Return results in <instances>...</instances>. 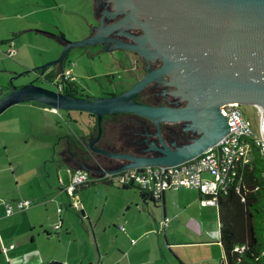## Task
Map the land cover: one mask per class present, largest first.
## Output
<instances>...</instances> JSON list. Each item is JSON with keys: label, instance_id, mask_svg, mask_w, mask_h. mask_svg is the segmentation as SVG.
<instances>
[{"label": "water", "instance_id": "95a60500", "mask_svg": "<svg viewBox=\"0 0 264 264\" xmlns=\"http://www.w3.org/2000/svg\"><path fill=\"white\" fill-rule=\"evenodd\" d=\"M112 1L114 15L125 16L122 21L107 27L102 22L96 34L90 27V36L84 40L64 39V50L57 60L15 74L12 81L39 71L43 76L50 67H59L63 73L73 48L106 42L140 53L144 48L145 58L156 55L162 64L149 70L126 92L99 99L66 95L56 85L55 90H50L35 82L14 87L0 100V115L12 106L38 102L56 111H79L96 116L98 134L89 142V148L124 163L112 172L146 166H177L194 160L229 133L227 118L220 110L227 104L249 106L255 129L264 139V0ZM92 2L93 16L98 19L95 0ZM154 28L158 29L156 34ZM134 29H141L145 36L131 37ZM115 31L138 42L109 39ZM167 88H175L173 97L182 107L154 106L135 100L146 89L145 98L151 103L158 101L163 95L162 89ZM112 114L146 118H118L107 125L105 139L115 144L120 138L122 142L116 144L117 149L144 151L146 156L110 152L96 146L103 136V117ZM176 123L177 130L167 128L164 136L162 124ZM145 133L152 135L151 146L143 150L135 141L143 140Z\"/></svg>", "mask_w": 264, "mask_h": 264}, {"label": "rangeland", "instance_id": "374dc122", "mask_svg": "<svg viewBox=\"0 0 264 264\" xmlns=\"http://www.w3.org/2000/svg\"><path fill=\"white\" fill-rule=\"evenodd\" d=\"M9 1L10 9L8 10L4 7L6 3L9 4ZM55 1L60 4L58 9L59 11L61 9V12L49 10L53 5V0H0V22L8 14L40 10L27 22L35 21L34 25L53 32L56 31L54 27L60 25L68 30L67 40L78 41L75 40L73 29L84 22L86 18L84 14L91 23L93 22L91 0ZM45 33H49V31ZM31 34L37 37L34 33ZM33 43L38 44V48L26 55L33 57L37 53L40 61L37 66L28 70L40 68L57 60L64 50V46L60 47L58 41L44 39V37H38V41ZM45 47L48 50L55 49L54 57L56 58L47 60L50 55L43 50ZM5 58V63L11 68L10 72L22 74L28 71L21 72L23 67L19 65L16 57L13 59L5 56ZM116 60L115 56L113 57L99 47H75L70 51L64 68L66 71L71 69L75 81L87 97L99 99L118 96L136 84V79L131 73V65L127 63L121 65ZM3 69L4 63L0 62V70L3 71ZM14 75L0 73V85L10 86L11 91L14 87L19 88L35 81L36 85L40 87L56 89L55 84L46 81L45 78L38 80V75L35 73L23 75L12 81ZM28 104L30 103L12 106L3 113L6 115L2 114L4 118H10L11 121L7 124V132L4 135L7 149L0 140V163L8 169L5 172L8 185L0 188V196L4 195L3 198H0V202L15 205L16 202L29 200L33 206H37L36 211L31 215V221L17 216L24 212H16L13 214L14 216L11 215L10 221L7 223L9 227L4 230L3 235L10 232V250H18V260L15 264L33 258L37 264H40L38 261L48 264L53 259L63 262L70 260L73 264H83L85 261H91L92 264H135L141 256H130L124 250L128 245L148 247L153 249L147 250L148 252H157L159 256L152 258V264H206L201 261L207 257V253L215 250L214 248L190 246V248L177 249L176 251L180 254L182 251L188 254L187 257L183 256L185 260H181L175 250L170 247V244L177 240L173 238H170L169 241L167 238L165 240L161 234L148 235L141 240L138 234L130 232L128 220H131L132 223L137 221L142 230L146 223V217L137 213L136 206H133V209L129 211L126 203H123L129 193L133 198H137L140 193L138 188L125 191L123 186L117 182L109 183L100 180L92 183L87 189L80 188L81 194L93 191L97 189L96 187L99 188L94 194L86 196L87 211L92 217L94 229L89 223L88 215L83 216L82 210L76 211L66 205L70 203V199L65 193L53 199L52 202L50 200L49 204H42L44 191L46 192L49 186L57 188L58 191V188L61 187L59 179L63 176L66 180L64 174L69 175L61 159V152L66 147L67 141L73 142L80 137L88 136L93 121L88 113L61 110L54 112L55 114H45L46 112L40 113L33 105ZM242 109L248 119L253 121L251 108L242 106ZM101 160L108 166L112 165L108 159L101 158ZM61 170L63 173L59 174ZM207 177L209 176L207 175ZM91 178L95 181L97 177L92 175ZM110 187L118 188V190H112ZM81 201L86 206L84 196ZM161 207L160 204L158 208ZM58 209L62 213H59ZM156 214L160 219L163 217L162 211H156ZM60 216L63 219L62 223H60ZM41 222L43 224H40ZM2 225L0 224V229H2ZM58 225H60L59 228H57ZM122 226L125 227L127 233L121 231ZM180 241L198 242L201 240L196 238L193 240L181 239ZM96 246L100 250H96ZM161 248L166 249L163 257H161ZM220 261L222 262V260Z\"/></svg>", "mask_w": 264, "mask_h": 264}, {"label": "crops", "instance_id": "0c3cea01", "mask_svg": "<svg viewBox=\"0 0 264 264\" xmlns=\"http://www.w3.org/2000/svg\"><path fill=\"white\" fill-rule=\"evenodd\" d=\"M53 5L50 6L51 11H59V7L60 4L58 3V1L56 2L55 0H53ZM7 5V6H6ZM5 7L6 9H10V1L9 4L6 3ZM93 2L91 0V16H92V20L94 19L93 16ZM38 12H40V10H29L27 12H24L22 14L19 13H15V14H8L6 17H4V19L0 22V62L4 63V69L3 71L0 70V73H5V74H10L12 73V75L17 74L14 71L10 72V69L7 64L5 63V56L10 58L8 56V52L11 48H13L14 50H16V53L14 55V57H12L13 59L16 57L17 58V62L19 63V65L21 67H23V70L21 72H24L25 70H28L34 66H37L38 62L40 61L37 57V53H35V55L33 57L26 55L28 52H33V49L38 48V44L33 43L34 41H38V37H44V39H52L55 41H58L60 43V47L64 46L65 44V40L67 38V31L64 28H62L60 25H56V27H54L56 29L55 32L51 31V30H47L44 29L43 27L34 25L35 21L32 22H27V20L34 16L35 14H37ZM61 12V9L60 11ZM84 16L86 17L84 22L79 26L73 29L74 33H75V40H80V39H85L87 37L90 36V31L93 22L91 23L89 18L84 14ZM15 20H17V22H15ZM91 23V24H90ZM44 31V32H43ZM49 31L52 32V34L49 33H45ZM58 31V33H57ZM31 33H34L36 36H32ZM67 40V39H66ZM69 41V40H68ZM27 48V51H25V49ZM45 51L46 54L50 55L49 57H47V60H53L56 53L55 49H50L48 50L46 47L43 49ZM13 70V69H12ZM64 70H66L64 68ZM71 70V69H70ZM72 77L75 78L73 76L72 73ZM75 80V79H74ZM12 91V89H11ZM10 86H2L0 85V100L6 96L7 94H9L10 92ZM28 105H33L35 107V109H37V111H39L40 113H51L53 114L54 112H57L56 110L50 108V107H42L36 104H28ZM55 114V113H54ZM6 115V114H3ZM0 116V140L2 142V144L5 146V148L7 149V144L4 141V135L6 134V126L8 123H10V118H4V116ZM44 115V114H43ZM11 127V125H10ZM90 134V132H89ZM80 138H84L80 137ZM94 139V135L90 136V140ZM66 149V148H64ZM63 149V150H64ZM62 150V151H63ZM61 159L63 164L66 166L67 169V173L68 174H64L66 180L64 179V177L62 176V178H60V188L52 187L49 186L46 190V192L44 191V194L42 196H44V202H42V204H49L50 200L51 202L53 201V199H55L56 197H60L62 193H65L68 198L70 199V203L66 204L69 205L68 207L72 206V198H70V196L65 192V187L68 186L71 183L72 180V175L73 173L70 171V167L68 166V164L64 161L62 152H61ZM8 169H6L4 167L3 164L0 163V188H2V186L4 185H8V181L5 175V172ZM63 173V171H59ZM69 181V182H68ZM90 185L86 188H81V189H87L89 188ZM97 189H99L98 187H96ZM131 188H136V187H130L128 189H125V191H129ZM80 189V188H79ZM78 189L76 195L79 197L80 201L82 200V197L84 196V199L86 200V206L85 204H83V202L81 201L82 204V209H83V216L88 215V220L89 223L91 225V227L94 229L93 226V221H92V217L89 213V211H87V199L86 196H90L92 194H94L95 192H97V189L93 190V191H88V193H80V190ZM110 189H117L118 188H114V187H110ZM121 191V190H120ZM111 195V194H110ZM4 196V195H3ZM3 196H0V198H3ZM110 197V196H109ZM204 200V196L201 194V192L197 189H177V190H170L167 191L163 198L159 201V202H144L141 198V194L139 193V196L137 198H133L131 196V194H127V197L125 199V202H123L124 204L126 203L127 206V210L131 211L133 209V206H136V210L138 211L137 213L141 216L144 215V217H146V223H145V227L143 228L144 230L139 228L138 222H134L132 223L131 220H128V225L130 227V232H134L135 234H138L139 239H143L145 237H147L148 235H155V234H161L164 236L165 240L166 238L169 239L173 238L175 240H177L176 242H172L170 244V247H172L173 250H175V252L178 254V256L181 258V260H185L183 256L187 257L188 254L185 251H182L180 254L178 250L187 248L190 246L191 247H197V248H214L215 250H211L210 253H207V257H205L204 259H202L201 263H206V264H220V260L222 256L224 258V251H223V247L222 244L220 243V230H221V222H220V214H219V208L216 206H204L202 204V201ZM6 202H1L0 205V224L2 225V229H0V264H15V262L18 260L17 258V253L18 250H10V232L5 233V235H3V233L5 232V228H8L9 226H7V223L10 221V217L11 216H7L6 213V207L5 204ZM152 204V205H151ZM162 205L161 208H158L159 205ZM15 206V205H13ZM39 207V206H38ZM72 208V207H71ZM37 206H33L32 202H31V206L26 210L23 211V214H17V216H21L23 219H27L29 221L31 218V215L34 214V212L36 211ZM60 209H58L59 212ZM156 211H159L163 213V217L160 219L158 217V214H156ZM218 211V213H217ZM62 213V212H59ZM14 216V215H13ZM15 216V217H17ZM12 217V218H15ZM60 223L63 222L62 216H60ZM164 218H168L169 219V224L168 227L165 229V232L160 231V222L164 219ZM112 222V221H111ZM40 224H43L42 222ZM123 227V226H122ZM125 229V227H124ZM122 232H126L121 230ZM138 231V232H137ZM94 234V231H93ZM200 239L201 241L195 242V241H180L181 239L183 240H193V239ZM127 240V238H125ZM96 250H100V248H98V246H96ZM222 247V248H221ZM5 248L7 250V252H3L2 249ZM169 248V247H168ZM126 252L130 255V256H141L140 258L137 259L136 262H138L137 264H152L153 257H158L159 254L157 252H148L147 250H153L150 249L148 247H137V246H127ZM164 248H161L160 252H161V257L164 256L165 253ZM171 250V249H168ZM101 253V252H100ZM163 255V256H162ZM124 256H126V254H124ZM40 258V257H39ZM100 258V257H99ZM102 258V257H101ZM40 264H42L41 261ZM70 260H65L63 261H56L53 259V261H49L48 264H53V263H58V264H73L72 262L70 263ZM135 262V264H136ZM17 264H37L36 260L33 259H29L26 262H21V263H17ZM43 264H46L43 263ZM83 264H92L91 261H85Z\"/></svg>", "mask_w": 264, "mask_h": 264}, {"label": "trees", "instance_id": "16d2710c", "mask_svg": "<svg viewBox=\"0 0 264 264\" xmlns=\"http://www.w3.org/2000/svg\"><path fill=\"white\" fill-rule=\"evenodd\" d=\"M45 72V80L55 84L64 94L81 98L87 97L73 77L65 78L63 73L66 70L61 73L60 68L50 67ZM135 100L140 103L152 105L145 98L144 92ZM30 103L48 108V106L38 102ZM88 115L93 121L90 134L84 138L76 139L73 142L68 140L66 149L63 150L62 155L73 174L76 172H87L91 176L95 175L97 177L104 172H112L121 168L124 166V163L90 150V136L94 135L97 137L98 121L96 116L92 114ZM128 116L143 120L146 119L133 114H112L103 117V136L96 146L110 152L146 156L147 154L144 151L135 153L129 149H125V147L117 149L116 144L120 145L122 142L120 138L115 144H113V140L110 142L105 140L107 125L109 123L113 124L118 118ZM177 125L179 124L176 123L171 126L162 124V132L167 128L176 130L178 128ZM145 139L146 137L142 141ZM137 146L141 148L139 143H137ZM251 154L252 163L250 166H245L240 169L239 181L235 184V188L230 190L226 195L218 197L221 222L220 243L224 251V258L220 264H264V156L257 148H254ZM101 158L108 159L112 165L108 166L104 164ZM130 187L136 186H123L125 189ZM140 194L144 202H156L152 196L141 190ZM237 247L244 248V252H236L235 249Z\"/></svg>", "mask_w": 264, "mask_h": 264}, {"label": "built area", "instance_id": "2783aa9c", "mask_svg": "<svg viewBox=\"0 0 264 264\" xmlns=\"http://www.w3.org/2000/svg\"><path fill=\"white\" fill-rule=\"evenodd\" d=\"M15 53L16 50L11 48L8 56L14 57ZM63 74L65 78H72L71 70ZM220 110L227 118L229 133L192 161L177 166H146L120 172H104L95 181L87 172L74 173L71 183L65 187V192L74 201L72 209L83 211L81 201L76 195L78 189L99 180L117 182L122 186H136L152 196L156 202L170 190L197 189L204 196V206L218 207V197L234 189L239 181L240 169L251 165L253 149H259L264 156V139L259 136L253 121L248 119L242 106L236 103L227 104ZM4 204L7 216H11L16 212L26 211L31 206V201H19L15 206ZM168 224L169 219L164 218L159 224L160 231L165 232ZM121 230L125 231L124 227ZM2 251L7 252L5 248ZM235 251L243 253L244 248L237 247Z\"/></svg>", "mask_w": 264, "mask_h": 264}, {"label": "flooded vegetation", "instance_id": "af4514ba", "mask_svg": "<svg viewBox=\"0 0 264 264\" xmlns=\"http://www.w3.org/2000/svg\"><path fill=\"white\" fill-rule=\"evenodd\" d=\"M95 5H96V8L98 9L99 16H98V19L95 17L93 19L92 28L94 29V34L99 32V27H100V24L102 22H104V25L106 27L112 26L113 24H116V23L122 21L123 18L125 17L124 15H117V16L114 15L116 13V10L114 9L115 6H114V2L112 0H95ZM110 28H109V30H110ZM134 30L135 31H132V34L130 35L131 37L133 36V37L142 38L145 36V33L141 29H134ZM157 30L158 29L154 28L153 33L156 34ZM131 37L127 38V37L119 36L118 32L115 31L114 33L110 34L108 38L109 39L113 38V39H117V40L122 39L124 41L129 42L130 44H134L135 42L136 43L138 42V41H134ZM149 46H150V44L146 45V47H148V48H149ZM90 47L91 48L99 47L101 50H103L107 53H110L111 55H113V57L115 56V58L117 59L116 61H118L119 64H121V65H123V63L130 64L131 65V73H133V75L136 79V83L144 75H146L149 70L153 71V70L157 69L162 64L161 59L159 57H156V55H154V56L150 55L149 57L145 58V55L143 54V53H145L144 48L141 49L142 50L141 53L135 52V51H130V50H123V49L119 48V45L115 42H106L104 44H98V45L90 46ZM154 51L155 50H152L151 52H154ZM36 75H38V80H43L45 77V74L43 76H40V71ZM32 82H35V81H32ZM35 84H36V82H35ZM173 90H172V88H167V90L162 89V91H163L162 97L160 99H158V101L152 102V105H154V106L182 107V104L180 105L178 103L179 100H177L176 98L173 97L174 94L176 95L175 92L173 93ZM143 92H144V95H146V93H147L146 89ZM155 97H160V96L157 95ZM169 99H173V102L172 101L169 102ZM169 125L171 126L173 124H169ZM170 130H172V129H170ZM165 133L166 132L164 131V136L166 135ZM170 133H169V135H172V132H170ZM157 134H158V128H157ZM151 136H152L151 134L145 133L146 139L144 141L140 140V141H135V142L139 143L141 148H143V150L149 149L151 146V144H150L151 143L150 142ZM154 153H156V152H154ZM145 154H146V152H145Z\"/></svg>", "mask_w": 264, "mask_h": 264}]
</instances>
